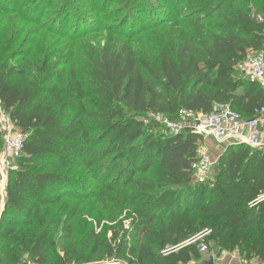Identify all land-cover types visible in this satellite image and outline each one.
Segmentation results:
<instances>
[{
    "label": "trees",
    "instance_id": "trees-1",
    "mask_svg": "<svg viewBox=\"0 0 264 264\" xmlns=\"http://www.w3.org/2000/svg\"><path fill=\"white\" fill-rule=\"evenodd\" d=\"M17 1L0 0V16L14 17L6 27L0 18V106L27 137L7 175L0 244L13 248L0 264H27L24 254L31 264H90L68 250L63 258L49 257L61 218L39 232L23 229L45 223L61 199V215L71 216V200L87 197L117 205L108 217L118 224L111 237L101 242L91 236V250L100 247L98 260L190 264L203 259L200 245L214 243L247 263L264 264V153L230 144L212 176L193 182L201 136L165 135L152 117L174 118L179 108L206 113L217 103L249 117L264 105L257 85L234 68L264 44V0H172L193 3L187 15L174 18L169 0H159L163 8H147L145 0H101L104 11L120 1L133 12L134 31H126L124 12L104 29L101 45L82 55L69 45L103 33L84 24L83 6L28 0L21 11ZM54 2L56 16L41 22L44 9L37 6ZM22 18L26 24H19ZM157 28L151 56L134 37ZM2 144L0 133V150ZM204 230L209 233L200 240L184 243Z\"/></svg>",
    "mask_w": 264,
    "mask_h": 264
},
{
    "label": "rangeland",
    "instance_id": "rangeland-1",
    "mask_svg": "<svg viewBox=\"0 0 264 264\" xmlns=\"http://www.w3.org/2000/svg\"><path fill=\"white\" fill-rule=\"evenodd\" d=\"M59 1L61 0H58V2ZM73 1H74L76 9H78L79 6H83L82 8L78 10V12L80 14L81 19L82 17L86 19V21L84 20L85 21L84 24L92 23V25L89 24L90 28L92 27L94 28L96 26L95 30L103 31V33H97V34L91 32L89 36L87 35V37H83L81 39V42L78 44L71 43L69 45L70 51H74L75 54H80V55L85 54L90 48L92 47L97 48L98 45H101V43L104 41L103 39L104 36L107 35V32L106 30L104 31V29L110 28V26H113V23L119 20V18L123 16L124 12L127 14V17H128L126 31L127 32L134 31L132 30L131 23H130L131 20L134 21L133 16H132L133 12L126 11L127 9H124V5L120 1H116L105 11L102 8H100L101 5L98 7L99 5L98 3H100L101 0H93V1L73 0ZM163 1H166V0H163ZM190 1H194V0H190ZM169 2L171 5L169 10H171L172 12L171 14H169V17L172 16V18L176 16L183 17L187 15L191 9L189 6L193 5L192 2L187 4V2L185 1L173 3L172 0H169ZM28 3H29L28 0H18L17 1L18 8L21 11L23 10L24 7L26 8L28 6ZM144 3L148 5L147 8H155V7L162 5L159 2V0H145ZM55 4L56 2H54L52 5L49 6L46 3H43V5L39 4L37 6V8L39 9L41 8L44 9L43 10L44 16L41 18V22H45L47 21V18L50 19L56 16L55 14L58 8L54 6ZM85 6H88L89 7L88 9H93L91 13H89L86 10ZM161 7L163 8V6ZM120 8L121 9L123 8V11L119 13L117 18H114L117 15V10ZM100 10L102 11L101 13H100ZM76 12L77 11L73 10L71 13H69V16L70 17L74 16L73 14H75ZM135 15L136 14H134V16ZM139 15L140 14H138V16L135 17V20H137V22L138 20H141L139 19ZM143 17H146L145 14ZM0 18H2L3 20L2 24L5 27L6 25L10 26L14 22V19H13L14 17H10L9 15L4 14V15H1ZM70 21L72 23V20L68 19V23H67L68 26L70 24ZM212 21L213 20H209L207 22L212 23ZM20 23L26 24L27 22H25V20L22 18L19 24ZM28 27L34 28V25H29ZM137 27H139V25ZM158 29L160 28H157L156 30L155 29L150 30L147 33L141 32L138 35H136V37H134L135 40L137 39L138 41L137 43H138L139 49H142L143 51H145L146 49L147 54H148V51L150 50L149 48L152 47L153 42L159 38L160 34L157 31ZM26 35H28L29 38H34L35 36L34 33L33 34L29 33V29L26 30ZM41 37H43V35L39 36L40 40H42ZM48 37H50V35H47V38ZM150 53H151V56H154L155 54L154 51L152 50H150ZM63 200L64 198L61 199L59 203L54 205V207L50 208L51 212L49 215L45 217V223L40 224V225L35 224L32 227L31 226L23 227V229L30 230V231L36 230V232H39V231L44 230L47 226L50 225L51 218L59 217L61 218L62 223L51 233L52 238L55 241V247L54 249L50 250L48 253L50 258L57 259L55 258V255H58L60 258H63L65 257V252L68 250V255H71L73 252H75V254L77 255H83V256L89 257L91 260L90 264H114L115 261L113 259L98 260L99 256L101 255L100 247H98L96 251L91 250L93 243H94L93 242L94 238L91 236L92 234H96L100 238L98 240L101 242H103L104 239L106 240L111 237L112 229L110 228L112 226L118 225L117 221L116 222L108 221V217L111 214H113L116 209L117 205L115 201H110L111 202L110 205L107 206V205L100 204L99 201H97L95 198H92V197L83 198L81 200H77L74 198L71 200L70 206H69L71 210L73 209V215L69 216L68 213H65V215L63 214L61 215L60 213L61 207H62L61 204L63 203ZM42 213L44 212L42 211ZM121 218L123 217L120 216L119 219ZM122 222L125 225V227H127V224L129 223V219H123ZM64 225L69 226V228H65V227L63 228ZM118 229H120V227H117L115 230H118ZM88 239H91V240L88 244V247H86ZM12 248H13V245L11 246L9 245L7 247V245L0 244V257H3L5 254L10 252ZM216 250H220V248H218L214 243H210V245L207 247V250L203 252V258L209 252L216 251ZM22 258H23L22 260H25L27 262V264H31L30 262H28L29 259H28L27 254H24ZM191 264H200V262H193Z\"/></svg>",
    "mask_w": 264,
    "mask_h": 264
},
{
    "label": "built area",
    "instance_id": "built-area-1",
    "mask_svg": "<svg viewBox=\"0 0 264 264\" xmlns=\"http://www.w3.org/2000/svg\"><path fill=\"white\" fill-rule=\"evenodd\" d=\"M234 68L239 76L255 83L264 94V44L260 51L250 53ZM152 117L161 126V131L165 135L191 132L201 137L211 136L217 141L229 140L232 144H244L264 153V132L259 129V121L264 117V105L253 108L249 117L241 116L227 103H217L206 113L179 108L174 118L164 114H154ZM0 133L3 141L0 150L1 217L6 201L8 171L14 168L27 137L14 125L1 106ZM215 161L203 146H199L196 162L192 165L193 182L203 183L208 180L212 176ZM208 233L209 230H204L184 243H194ZM205 250L206 246L200 245L199 251L203 253Z\"/></svg>",
    "mask_w": 264,
    "mask_h": 264
},
{
    "label": "crops",
    "instance_id": "crops-1",
    "mask_svg": "<svg viewBox=\"0 0 264 264\" xmlns=\"http://www.w3.org/2000/svg\"><path fill=\"white\" fill-rule=\"evenodd\" d=\"M241 113L243 115H249L243 111ZM259 129L264 132V117L259 121ZM230 144H232V142L229 140L217 141L211 136L201 137V141L199 142V146H203L214 160H217ZM207 256H212L213 264H258L255 260H251L248 263L245 262L241 259L237 251L228 252L224 250H216L209 252L205 257Z\"/></svg>",
    "mask_w": 264,
    "mask_h": 264
},
{
    "label": "water",
    "instance_id": "water-1",
    "mask_svg": "<svg viewBox=\"0 0 264 264\" xmlns=\"http://www.w3.org/2000/svg\"><path fill=\"white\" fill-rule=\"evenodd\" d=\"M201 264H213L212 256H207L201 260Z\"/></svg>",
    "mask_w": 264,
    "mask_h": 264
}]
</instances>
